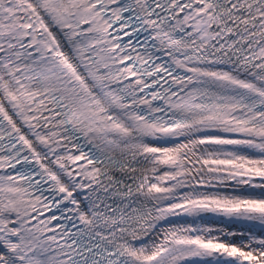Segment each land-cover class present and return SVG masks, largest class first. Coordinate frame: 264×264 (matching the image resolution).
<instances>
[{"label": "snow or ice", "instance_id": "6c2138e0", "mask_svg": "<svg viewBox=\"0 0 264 264\" xmlns=\"http://www.w3.org/2000/svg\"><path fill=\"white\" fill-rule=\"evenodd\" d=\"M0 264H264V0H0Z\"/></svg>", "mask_w": 264, "mask_h": 264}]
</instances>
